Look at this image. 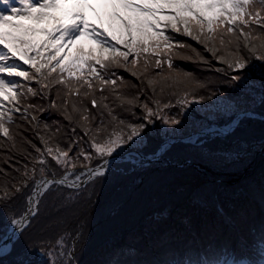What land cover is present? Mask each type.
<instances>
[{
	"label": "snow or ice",
	"instance_id": "6c2138e0",
	"mask_svg": "<svg viewBox=\"0 0 264 264\" xmlns=\"http://www.w3.org/2000/svg\"><path fill=\"white\" fill-rule=\"evenodd\" d=\"M3 5L0 149H14L15 155L3 157L11 171L0 166V254L12 253L44 197L56 189L61 199L49 224L63 228L36 255L42 257L39 264H81L76 249L85 218L78 206L91 199L88 185L106 179L119 158L134 156L143 167L191 146L200 159L226 166L249 154L242 133L252 121L264 124V0H3ZM178 59L219 73L226 90L202 94L198 89L205 81L177 65ZM213 97L198 131L182 144L186 109ZM53 110L68 123L54 120L59 126L52 127L45 120L42 132L43 117L36 113ZM19 199L22 211L12 207ZM238 247L241 251L225 244L220 250L233 256L231 262L207 258L184 264H241L249 256L246 264H264V223L251 245L242 238ZM25 248L33 252L31 245ZM15 259L32 264L24 253Z\"/></svg>",
	"mask_w": 264,
	"mask_h": 264
},
{
	"label": "trees",
	"instance_id": "16d2710c",
	"mask_svg": "<svg viewBox=\"0 0 264 264\" xmlns=\"http://www.w3.org/2000/svg\"><path fill=\"white\" fill-rule=\"evenodd\" d=\"M181 38L203 51L191 38ZM204 54L211 58V53L205 51ZM212 62L218 67L224 66L219 61ZM175 63L205 81L207 86L198 89L202 94L226 90L227 85L223 83L226 78L219 73L191 61L178 59ZM125 75L139 83L129 74ZM213 100L215 97L188 106L185 138L198 131ZM176 111L178 107L173 101L172 113ZM36 114L43 117L40 121L42 132L45 120L52 127L59 126L53 125L54 120H59L60 125L68 123L55 110L51 115L47 112ZM156 124L161 122L157 120ZM25 135L41 144L30 132ZM242 137L248 142L249 154L235 165L218 166L200 159L191 146L175 149L165 160L143 167L125 159L126 156L115 161L106 179L88 185L91 199L85 198L78 206L85 218L84 237L76 249L81 264H106L111 259L127 264H184L207 258L228 261L233 256L220 251L225 244L241 251L238 245L242 238H247L251 245L264 223V150L260 148L264 124L259 119L250 122ZM0 139H3L2 134ZM181 143L188 145L190 142ZM5 155L13 156L15 150L0 149V166L11 171V162L3 159ZM60 199L56 189L44 197L39 215L23 230L15 249L11 254L0 256L4 264H17L15 257L21 253L26 258L31 256L32 264H39L42 257L36 253L43 242L48 237L55 240L63 228L49 224ZM12 207L22 211L24 200L15 201ZM2 221L3 213H0V223ZM69 226L74 227L75 222ZM253 228L255 234L250 231ZM26 244L32 246V253H27Z\"/></svg>",
	"mask_w": 264,
	"mask_h": 264
},
{
	"label": "rangeland",
	"instance_id": "374dc122",
	"mask_svg": "<svg viewBox=\"0 0 264 264\" xmlns=\"http://www.w3.org/2000/svg\"><path fill=\"white\" fill-rule=\"evenodd\" d=\"M3 6H4L3 5V0H0V10L3 9ZM125 159H130L131 162H133L136 165H139V164L136 163V158H131V157L126 156ZM229 262H231V261H229ZM241 264H245V262L244 261H241Z\"/></svg>",
	"mask_w": 264,
	"mask_h": 264
},
{
	"label": "water",
	"instance_id": "95a60500",
	"mask_svg": "<svg viewBox=\"0 0 264 264\" xmlns=\"http://www.w3.org/2000/svg\"><path fill=\"white\" fill-rule=\"evenodd\" d=\"M183 141H188L187 137H186ZM117 160H118V159H117ZM117 160H116V161H117ZM1 255H3V254H0V256H1Z\"/></svg>",
	"mask_w": 264,
	"mask_h": 264
}]
</instances>
